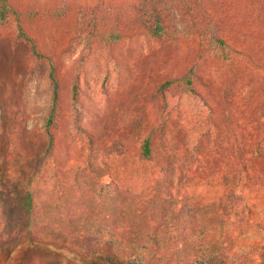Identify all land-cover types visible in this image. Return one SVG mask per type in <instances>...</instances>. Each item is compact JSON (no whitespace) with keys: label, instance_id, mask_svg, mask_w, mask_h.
Listing matches in <instances>:
<instances>
[{"label":"trees","instance_id":"16d2710c","mask_svg":"<svg viewBox=\"0 0 264 264\" xmlns=\"http://www.w3.org/2000/svg\"><path fill=\"white\" fill-rule=\"evenodd\" d=\"M69 11L61 7L56 15L65 18ZM78 11L83 14L79 12L77 31L104 46L120 42L134 25L167 44L186 39L196 45L185 50L182 59L188 63L176 73L164 68L158 72L157 66L174 56L169 44L138 58L144 69H139L136 83L144 102L129 136L135 140V160L152 163L156 176L134 191L108 178L106 163L91 157L72 164L45 160L54 146L50 127L55 124L58 94L51 64V107L42 130L45 144L34 153L20 148L19 136L4 142L0 131V165L6 158L12 161L6 164L9 175L0 167L5 175L0 176V249L20 241L52 245L75 253L80 264H247L255 256L264 264L262 253L252 246L245 249L242 236L251 216L244 203L245 190L264 187V120L255 116L258 110L264 112V81L259 88L261 101L254 109L246 107L247 100L240 103L247 108L241 122L234 110L235 95L226 94L233 71L240 75L234 54L250 53L247 40L264 43V0H95ZM21 17L22 11L11 0H0V24L12 18L18 36L33 46ZM207 58L230 68L218 90L212 75L200 71ZM251 60L256 62L252 56ZM175 87L206 97L202 100L209 113L190 146L188 134L176 128L174 119L159 121L155 114L144 113L147 102H163L164 92ZM248 88L252 93L251 85ZM222 105L234 122L230 144L220 135L224 112L213 117ZM0 111L4 112L1 101ZM86 130L89 149L105 150L104 145L91 146L95 141ZM214 182L225 189L206 202L186 190Z\"/></svg>","mask_w":264,"mask_h":264},{"label":"rangeland","instance_id":"374dc122","mask_svg":"<svg viewBox=\"0 0 264 264\" xmlns=\"http://www.w3.org/2000/svg\"><path fill=\"white\" fill-rule=\"evenodd\" d=\"M11 1L22 11L20 24L25 34L31 37L33 46L18 36L17 25L12 18L0 24V101L4 109V112L0 111V131H3L4 142L8 143L9 137L15 140L19 136L23 139L20 148H29L27 150L34 153L45 144L46 136H43L42 130L51 107L52 82L49 73L52 64L58 94L54 110L55 124L50 127L54 146L45 160L53 163L57 159L72 164L83 163L91 157L96 163H106L108 178H116L126 188L139 191L144 180L156 176V170L150 162L135 160L132 154L135 140L129 136L140 105L144 102L138 90L140 86L136 83L141 72L139 69H144L138 58L169 44L174 49V56L166 65H158V72L171 69L172 73H176L184 67L182 63H188L182 59L185 50L195 44L186 39L167 44L164 40L146 36L134 25L127 29L120 42L104 46L88 40L86 34L77 31L75 26L80 13L83 14L78 9L95 0ZM61 7L70 10L65 18L56 15ZM245 43L250 47V53L246 50L234 54L233 63L237 69L241 68L240 75L236 76L233 71L232 82L226 90V94L232 91L235 95L237 122H241V114L248 107L254 109L261 101L259 88L264 81V43H251L248 40ZM258 44L259 50L255 49ZM242 46L240 44V48ZM251 56L256 59L255 63ZM200 67V71L212 75L217 90L221 87L222 75H226L230 69L226 64L209 58ZM140 83L143 84V80ZM147 84L148 81H145ZM148 85L152 86V83ZM249 85L254 89L252 93L249 92ZM197 89L206 94V90L200 86ZM202 99L205 101L206 97ZM202 99L175 87L164 92L163 102L153 105L147 102L144 113L148 116L155 114L159 121L167 117L174 119L176 128L188 134L190 146L194 135L202 131L201 126L209 113ZM245 100L249 103L247 108L240 106ZM222 108L223 105L213 115L214 119L219 111L225 114ZM255 116L264 120L262 109L256 111ZM233 128L234 122L227 113L220 134L223 142L230 144ZM85 129L95 141L91 146L104 145L105 150L89 149ZM225 132L229 139L225 137ZM2 162L4 164L0 167L7 176L10 173L6 164L12 161L6 158ZM4 174L0 173V176ZM101 179L104 180L103 177ZM224 189L218 182L186 187L189 194L198 196L204 202L221 194ZM244 203L250 207L251 213L242 235L245 237V249L252 246L264 257V187L245 190ZM259 260L255 256L247 264H260ZM80 263L75 253L52 245L20 241L11 248L0 249V264Z\"/></svg>","mask_w":264,"mask_h":264}]
</instances>
